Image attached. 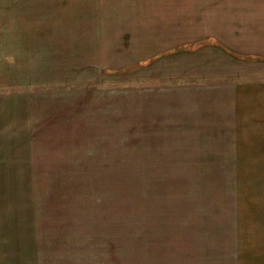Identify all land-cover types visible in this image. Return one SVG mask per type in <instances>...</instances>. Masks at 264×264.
<instances>
[{
    "label": "rangeland",
    "instance_id": "rangeland-1",
    "mask_svg": "<svg viewBox=\"0 0 264 264\" xmlns=\"http://www.w3.org/2000/svg\"><path fill=\"white\" fill-rule=\"evenodd\" d=\"M262 83L264 0H0V264H56L37 240L62 206L93 244L117 209L113 264L206 256L163 246L150 209L264 225V106L238 109ZM232 239L229 264H261Z\"/></svg>",
    "mask_w": 264,
    "mask_h": 264
},
{
    "label": "crops",
    "instance_id": "crops-1",
    "mask_svg": "<svg viewBox=\"0 0 264 264\" xmlns=\"http://www.w3.org/2000/svg\"><path fill=\"white\" fill-rule=\"evenodd\" d=\"M169 61L168 59L158 61L159 68L165 67L166 70H171V66L167 64ZM174 69H176V67H174ZM248 83L249 82H247V84ZM248 89H250V87H248ZM246 94L245 96L249 99L245 98V96L243 97V93H241V95L239 94L240 97H238V100L241 98L242 103L238 105V109L251 114L264 106V83L253 87L251 92ZM262 109L264 110V108ZM149 186L150 185H146L144 190L146 191L149 189ZM186 198L193 199L198 198V196L192 193H186ZM182 202H185V199H183ZM82 206L83 205H77L79 208L76 209L80 211L82 210L80 209ZM108 206L109 205L101 207L98 205L96 206L98 212L101 210L98 219L99 222L102 223L99 229H101L102 232L100 233H103V235L100 241L95 244L87 242L88 223H90V219L80 214H71L69 206V208L66 209H64V207L67 206H62L60 210L52 213L54 214L53 227L58 231L52 233L50 231L47 232L48 237L55 240L51 243L49 241L43 242V236H41V239L38 238L37 243L40 247L42 245L41 250L46 248L51 250L53 253L47 254V256L54 257L56 264H113L114 261H117L116 252L118 251L117 230H113V218H117L118 214H113V211L115 213L117 209ZM150 212L151 209L149 214H144L145 226L152 227L154 232L158 230L161 231L162 235H160V239L161 243H164L163 246L171 245L175 248H183L180 246L185 245L191 249L189 251H193L195 249L194 245H191L193 237L195 236L197 239L198 237L202 238L199 248H196V251L206 248L207 253H205L206 256L204 257L198 255L192 259L194 264H229L230 256L235 258L234 261L240 260L238 256L242 257V252L241 254L233 255L230 251L231 244H233L230 243V241L233 240L232 237L236 238L234 241L239 239L241 246L242 239L254 237L255 240L259 242L261 248L264 249V225L259 224L261 223L260 221H238V219L232 220L224 216L226 220L223 219L222 221H216L214 216H211L209 220L207 216L206 218L198 219L197 216L180 214L184 212V208L177 214L179 212L178 208L175 209L173 207L172 210L166 208L165 214H150ZM151 215H154L153 219ZM95 217L96 216L93 218ZM239 222L240 224H242V222L245 223V226L242 227V225H240L239 227ZM251 222L255 225H252ZM239 229H243L241 234L238 233ZM241 235H243V237H241ZM62 248L63 250H61ZM104 251L105 254L103 253ZM258 253L260 263L264 264L263 251H258ZM210 254L211 257L209 259L208 256ZM180 257L181 255L177 252V256L173 258V260L178 262L180 261ZM171 260L172 259L167 256V261ZM157 261L164 263L166 260L158 256Z\"/></svg>",
    "mask_w": 264,
    "mask_h": 264
}]
</instances>
